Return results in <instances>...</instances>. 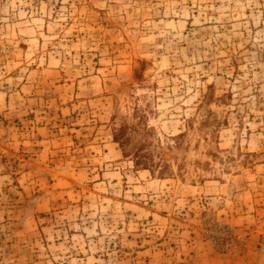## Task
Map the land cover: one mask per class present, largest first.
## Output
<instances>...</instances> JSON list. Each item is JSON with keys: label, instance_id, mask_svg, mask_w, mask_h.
Segmentation results:
<instances>
[{"label": "rangeland", "instance_id": "obj_1", "mask_svg": "<svg viewBox=\"0 0 264 264\" xmlns=\"http://www.w3.org/2000/svg\"><path fill=\"white\" fill-rule=\"evenodd\" d=\"M0 264H264V0H0Z\"/></svg>", "mask_w": 264, "mask_h": 264}]
</instances>
